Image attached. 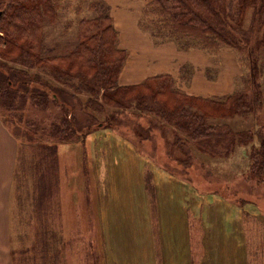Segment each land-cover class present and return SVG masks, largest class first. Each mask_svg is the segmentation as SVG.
Returning <instances> with one entry per match:
<instances>
[{"label": "trees", "instance_id": "16d2710c", "mask_svg": "<svg viewBox=\"0 0 264 264\" xmlns=\"http://www.w3.org/2000/svg\"><path fill=\"white\" fill-rule=\"evenodd\" d=\"M142 1L138 26L155 44L171 41L181 51L200 49L211 55L228 48L242 55L245 69L239 78L241 86L235 84L232 92L224 95L195 96L181 90L171 73L121 85L119 75L128 52L119 46V31L105 0H77L75 13L80 14L86 5L93 16L77 20L72 50L53 55L46 54L44 18L55 23L61 0H0V107L15 109L13 105L26 95L43 108L48 106L49 97L60 105L59 115L55 117L60 121H52L40 130L32 122L31 131L22 134L26 140L14 135L24 146L35 145L36 155L29 161L23 156L18 161L22 174L31 170L37 177L38 188L44 189L49 169L42 171L41 166L44 163L49 168L53 166L57 143L82 142L90 131L111 129L115 122H121L120 112L128 109L135 117L148 119L145 132L151 131L152 120L148 115L171 126L176 131L175 142L183 140L178 146L188 156L189 145L211 157H227L237 147L251 145L250 173L264 180V134H259V145L252 146L251 131L211 122L237 115L247 117L264 107V87L260 83L264 77V63L260 64V51L264 47V0ZM80 94L87 95L84 102L78 98ZM73 100L82 107L80 120L73 111ZM95 113L104 114L103 120ZM184 143L185 148L181 146ZM168 152L171 156L170 148ZM188 156H173V159L189 166L192 162ZM16 179L21 184L22 176L17 170ZM49 231L34 230L31 244L13 250L15 264L51 262L56 249L47 238ZM25 234L26 230H22L21 237L25 238Z\"/></svg>", "mask_w": 264, "mask_h": 264}, {"label": "crops", "instance_id": "0c3cea01", "mask_svg": "<svg viewBox=\"0 0 264 264\" xmlns=\"http://www.w3.org/2000/svg\"><path fill=\"white\" fill-rule=\"evenodd\" d=\"M106 1L119 31V46L128 52L119 75L121 85L171 73L177 86L190 95L209 97L232 92L233 69L221 66L210 76L207 70L212 61L204 51H181L173 42L155 45L147 32L138 30L141 0ZM186 65L193 66L187 80L181 78ZM93 132L108 135V142H99L90 133L83 142L55 145L53 166H41L42 171L49 172L45 188L39 189L35 174L29 169L22 174L18 166L22 156L29 161L36 155L35 145L24 146L0 122V264H15L16 253L12 256V251L31 244L33 230L56 228L62 236L60 240L58 236L57 244H62L66 229L82 227L94 230L103 264H107L105 253L108 256L113 244L100 230L109 220L122 222L131 210L129 222L138 221V227L146 223L137 238L143 237L142 245L150 252L147 264H241L246 259V223L260 215L254 204L241 206L215 191H202L187 177L161 169L152 157L112 129ZM100 148L105 149L103 154L97 153ZM120 149L128 152L136 171L127 173L130 167L119 171L123 167L119 153L124 155ZM101 165L105 166L103 175L98 172ZM110 168L113 171L109 172ZM16 170L22 176L21 184H17ZM22 230L33 232L23 238Z\"/></svg>", "mask_w": 264, "mask_h": 264}, {"label": "rangeland", "instance_id": "374dc122", "mask_svg": "<svg viewBox=\"0 0 264 264\" xmlns=\"http://www.w3.org/2000/svg\"><path fill=\"white\" fill-rule=\"evenodd\" d=\"M76 5L77 0H61V9L55 23L52 24L47 18H44V42L46 46V54H64L73 49L76 43L77 20L80 17L93 16V13L87 9L86 5L83 6L80 14H76ZM137 27L138 30L145 32L140 29L139 26ZM128 32H132V29H128ZM207 55L212 61L211 64L213 66L208 68V75L214 76L217 73L218 68L225 66L229 71L231 69L234 70V82L237 86H241V80L239 78H241L240 76L245 69L243 62L244 57L242 55H239L238 53H235L234 50L228 48H223L218 54ZM261 63H264V47L260 51V64ZM183 68L184 71H181V78L187 80L192 73L193 66L186 65ZM186 71L187 73H185ZM43 78L51 84L59 86V84L53 81L50 77L43 76ZM260 83L263 88L264 77L260 79ZM64 88L67 91L71 90L67 87ZM26 96L25 98H19L17 100L16 105H13L15 109H4L0 107V122L4 124L8 131L22 140H26L22 134L31 131L34 127L32 122L37 124V127L40 130V127L42 126L48 127L52 121H60L58 118H55L59 115L60 105L52 102L51 97H49L50 102H48V106L43 108L32 103L29 95ZM58 96L59 100H61V96L59 94ZM85 97H87L86 94L78 95V98L83 102ZM73 101V111L76 112L78 119L80 120L83 114L82 107L75 100ZM130 112L131 111L128 109L122 110L119 114L121 116V122H115L111 129L115 134L138 148L139 151L144 152L147 157H152L153 161H155L156 164L158 163V166L161 169L187 177L202 191H215L219 195L225 196L232 202H235V204L243 206L250 203L258 208L260 211V215L257 216L258 219L253 218L250 222L246 223V239L248 240L246 248L249 250V254H247L246 259H242L240 263L264 264V180L260 179V177H255L250 173L248 152L251 145L239 146L227 157H211L207 154L197 152L195 148L189 145V152L191 154L188 156L181 150L182 147L178 146L183 140L180 139L178 143L175 142L176 131L171 126L160 122L152 115H148L152 120V124L149 127L151 131L145 132L144 127L148 126V119L144 116L137 118L130 114ZM95 115L99 120H103L105 116L104 114L99 113H95ZM211 122H224L230 125L234 130L251 131L253 134V140L251 142L252 146H258L260 143L259 134H264V107L258 108L247 117L237 115L225 120H211ZM97 130H99V128ZM84 131L85 129H82V132ZM90 133L95 134L96 137H94V139H99V142H108L109 140L108 135L101 136L102 133L100 132L90 131L84 136L82 142L85 138L87 139V136ZM185 142L189 141L185 140ZM181 146L184 148L187 147L186 143ZM169 148L171 150V156L169 155L170 151L168 152ZM104 151L105 149H101V151L97 150V153L103 154ZM119 151L124 153V155L119 153L123 158L121 163L123 167L120 168L119 171H122L121 169L126 170L128 167L132 169H128L127 173H130L129 171L132 170L133 172L136 171V166L132 163V160H130L128 152L123 149H120ZM173 156H179L182 158L188 156L192 164L189 166L182 165L173 159ZM119 161L121 160L119 159ZM74 166L75 160L73 158L70 161L72 172ZM101 166L102 167H98V172H101L103 175L105 166ZM115 168L118 170V167ZM76 169H79L78 165L76 166ZM111 171H113L112 168H110L109 172ZM129 213L133 214L132 210L125 213V219L122 220V222L109 220L104 224V228L100 230L102 235L109 236V239H106L105 236L106 241L110 240V244H113V248H110L111 252H108V256L107 253H105L107 264H147L150 260V252L145 250L142 245L143 237L140 235V239L137 238V235L142 233L141 227L146 223H141V227H138V221L135 220L134 222H129L127 220ZM139 214L141 216V213ZM33 231L26 230L25 236L30 235ZM27 232L29 234H27ZM94 233L93 229L89 230L88 228L83 227L70 230L66 229L65 243L57 244L61 235L58 233V229H51L47 234V238L54 243L53 249L56 250L54 253V259L51 260V262L46 261L45 264H102L104 255L102 250L101 254H99L97 244L98 236ZM124 256L126 257V260L124 259ZM20 257H22V255H20ZM49 259H51V257Z\"/></svg>", "mask_w": 264, "mask_h": 264}]
</instances>
